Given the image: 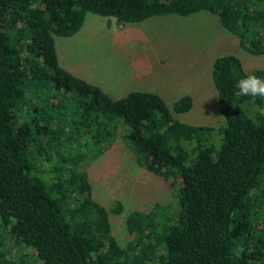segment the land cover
Returning a JSON list of instances; mask_svg holds the SVG:
<instances>
[{
    "label": "trees",
    "instance_id": "16d2710c",
    "mask_svg": "<svg viewBox=\"0 0 264 264\" xmlns=\"http://www.w3.org/2000/svg\"><path fill=\"white\" fill-rule=\"evenodd\" d=\"M199 11L264 55V0H0V264H32L13 243L41 264H264V98L235 87L264 69L213 61L215 127L174 118L189 96L171 110L150 93L112 100L58 63L54 37L76 34L87 13L121 26ZM119 127L137 165L176 191L173 208L129 214L126 246L109 223L120 203L95 201L86 172L88 145L98 158Z\"/></svg>",
    "mask_w": 264,
    "mask_h": 264
},
{
    "label": "rangeland",
    "instance_id": "374dc122",
    "mask_svg": "<svg viewBox=\"0 0 264 264\" xmlns=\"http://www.w3.org/2000/svg\"><path fill=\"white\" fill-rule=\"evenodd\" d=\"M54 46L62 69L112 100L130 92L150 93L171 110L177 100L189 96L191 109L173 116L194 126L216 127L223 122L211 76L217 57L237 56L247 72L264 69V55L253 56L242 50L238 39L207 11L184 17L153 16L121 26L113 18L87 13L80 30L71 37H54ZM124 132L119 127L111 144L100 146L98 158L91 159L96 151L88 145L86 167L93 199L107 210L120 203V213L108 215L111 234L121 246L131 241L125 228L131 212L147 214L157 202L173 208L172 194L176 192L137 165L134 153L122 139ZM213 140L217 142L218 136ZM82 145L85 150L84 140ZM10 248L11 256L22 252L32 264H41L29 247L13 243Z\"/></svg>",
    "mask_w": 264,
    "mask_h": 264
},
{
    "label": "clouds",
    "instance_id": "9594fccd",
    "mask_svg": "<svg viewBox=\"0 0 264 264\" xmlns=\"http://www.w3.org/2000/svg\"><path fill=\"white\" fill-rule=\"evenodd\" d=\"M239 91L236 95L241 97L264 98V79L250 74L240 79L235 85Z\"/></svg>",
    "mask_w": 264,
    "mask_h": 264
}]
</instances>
